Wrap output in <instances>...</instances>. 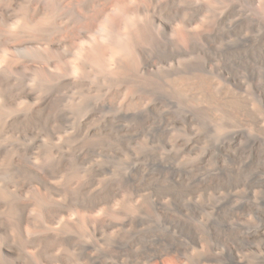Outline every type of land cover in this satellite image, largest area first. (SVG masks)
<instances>
[{
	"label": "bare ground",
	"instance_id": "bare-ground-1",
	"mask_svg": "<svg viewBox=\"0 0 264 264\" xmlns=\"http://www.w3.org/2000/svg\"><path fill=\"white\" fill-rule=\"evenodd\" d=\"M0 264H264V0H0Z\"/></svg>",
	"mask_w": 264,
	"mask_h": 264
}]
</instances>
